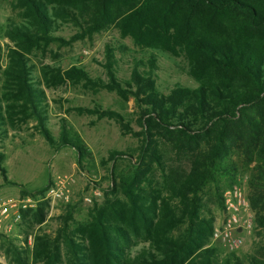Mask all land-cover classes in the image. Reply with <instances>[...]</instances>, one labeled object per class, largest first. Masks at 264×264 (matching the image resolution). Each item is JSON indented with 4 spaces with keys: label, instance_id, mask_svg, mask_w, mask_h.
Masks as SVG:
<instances>
[{
    "label": "trees",
    "instance_id": "trees-1",
    "mask_svg": "<svg viewBox=\"0 0 264 264\" xmlns=\"http://www.w3.org/2000/svg\"><path fill=\"white\" fill-rule=\"evenodd\" d=\"M9 5L18 21L9 20L4 30L11 44H5L0 65V139L7 127L32 119L50 147L73 149L83 169L91 153L64 118L53 137L41 84L80 82L91 91H113L124 101L132 97L139 112L140 129L132 131L114 110L71 108L115 120L121 134L139 138L137 153L117 175L111 169L109 185L84 223L70 226L67 210L53 236L38 231L30 244L24 240L21 250L30 264H264V0H10ZM66 24L75 28L68 39L54 35ZM111 27L151 51L147 71L140 72L142 61L133 59L128 80H118L112 46L104 44L105 80L90 78L76 65H42L40 77L33 78L32 49L70 44ZM154 50L181 54L197 85L156 91ZM107 154L109 161L124 160L121 151ZM0 174L6 184L20 186L6 178L1 164ZM242 176L257 240L252 253L220 255L210 242L213 218L202 213V192L209 184L218 192L221 180L239 185ZM217 198L221 204V194ZM46 206L40 200L21 209L20 217L39 224ZM13 249L16 262L24 264Z\"/></svg>",
    "mask_w": 264,
    "mask_h": 264
},
{
    "label": "rangeland",
    "instance_id": "rangeland-1",
    "mask_svg": "<svg viewBox=\"0 0 264 264\" xmlns=\"http://www.w3.org/2000/svg\"><path fill=\"white\" fill-rule=\"evenodd\" d=\"M10 0H0V65L5 63V44L11 41L5 36V25L9 20L18 21L16 11L9 5ZM75 28L66 24L54 35L63 39L73 34ZM104 44L112 46L114 64L112 66L115 77L120 81H127L133 59L142 61L137 68L140 72L147 71L145 60L151 53L149 49L136 46L129 37H120L118 31L111 27L105 31L72 41L70 44L49 43L42 51L32 49L28 54L31 74L34 79L40 77L39 67L42 65L58 66L65 69L70 65L82 68L90 78L106 79L103 67ZM155 66L151 70L155 90L166 94L174 86L194 88L197 83L189 76L186 60L180 54L170 55L167 52L153 51ZM45 94L47 127L56 138L60 130V119L64 118L68 127L77 133L88 147L91 158L81 163L80 169L76 165V154L69 147L53 149L34 128V121L14 128L7 127L6 136L0 139L2 153L1 166L6 178L20 186L6 184L0 174V200L13 201L27 198L25 208H34L38 201L46 200L45 217L41 223H35L29 216L15 219L13 213L1 219L0 222V264H22L16 262L14 249L17 248L24 264H30L28 254L22 252L24 240L30 244L34 233L44 232L50 236L55 234L61 224V216L69 210L70 226L73 223H84L88 218V210L93 203H99L102 193L109 185L110 171L113 168L117 175L128 166L130 158L137 153L139 138L128 134H121L118 123L113 119H95L91 114H77L71 110L74 106L91 108L98 105L102 109H111L119 113L132 131L140 128L135 119L138 108L133 98L121 100L113 91L98 89L91 91L78 83L64 82L56 86L46 87L41 84ZM116 150L124 154L121 159L107 160L108 151ZM236 160V157L233 156ZM158 178V174L155 173ZM244 178H240L239 186L246 194ZM60 181L63 199L44 197L45 189L56 181ZM45 187L42 195L37 190ZM227 187L223 180L219 182L218 192L212 184L207 185L202 192L203 211L213 218V227H218L222 220V207L217 193ZM25 189L30 194L20 196L19 190ZM241 243L237 248L228 250L220 241L211 242L218 248L220 255L234 252L237 255L252 253L257 237L253 235L252 227L240 236Z\"/></svg>",
    "mask_w": 264,
    "mask_h": 264
},
{
    "label": "built area",
    "instance_id": "built-area-1",
    "mask_svg": "<svg viewBox=\"0 0 264 264\" xmlns=\"http://www.w3.org/2000/svg\"><path fill=\"white\" fill-rule=\"evenodd\" d=\"M59 184V180L50 184L44 191V197L63 199L64 194ZM25 201L27 198L23 197L16 201L11 199L0 200V222L1 219L7 218L10 212L14 214L15 219H18L20 210L25 209ZM221 207L222 220L218 227H213L210 242L218 240L222 246L228 250H233L241 243V234L252 227L253 213L248 206L243 189L236 184L227 186L222 190Z\"/></svg>",
    "mask_w": 264,
    "mask_h": 264
},
{
    "label": "water",
    "instance_id": "water-1",
    "mask_svg": "<svg viewBox=\"0 0 264 264\" xmlns=\"http://www.w3.org/2000/svg\"><path fill=\"white\" fill-rule=\"evenodd\" d=\"M238 230V229H237Z\"/></svg>",
    "mask_w": 264,
    "mask_h": 264
}]
</instances>
